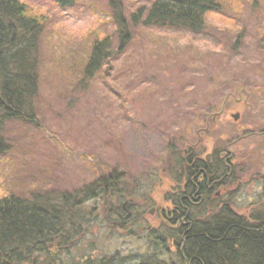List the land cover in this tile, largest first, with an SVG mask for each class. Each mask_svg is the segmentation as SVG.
I'll list each match as a JSON object with an SVG mask.
<instances>
[{"label": "rangeland", "instance_id": "1", "mask_svg": "<svg viewBox=\"0 0 264 264\" xmlns=\"http://www.w3.org/2000/svg\"><path fill=\"white\" fill-rule=\"evenodd\" d=\"M22 1L44 20L39 111L34 123L7 125L12 148L0 154V197L74 193L115 168L132 187L143 188L120 202L85 201L87 221L76 242L59 255L56 247L50 250L56 264L116 254L133 263L149 257L150 231L165 232L170 220L163 210L173 209L167 199L172 186L184 183L188 154L206 161L213 150L229 147L238 182L232 176L216 192L230 190L227 197L242 213L263 208L264 133L252 129H264V0H220L221 10L209 13L197 33L129 22L127 49L92 80H81L92 43L116 40L108 0L67 7ZM122 3L127 17L150 5ZM258 90L263 101L253 112L241 100L247 92L258 98ZM124 201L132 212H122Z\"/></svg>", "mask_w": 264, "mask_h": 264}, {"label": "trees", "instance_id": "2", "mask_svg": "<svg viewBox=\"0 0 264 264\" xmlns=\"http://www.w3.org/2000/svg\"><path fill=\"white\" fill-rule=\"evenodd\" d=\"M53 1L67 7L76 0ZM147 1L149 6L143 5L127 17L122 0H108L116 40L106 36L92 43L81 80H92L111 58L127 49L129 22L197 33L203 30L209 13L221 10L220 0ZM43 21L29 12L22 0H0V154L12 148L7 125L34 123L38 115ZM187 157L183 159L186 189L195 198L192 201L200 193L205 199L200 198L195 204L184 199L181 204L180 195L172 198L176 201L172 218L164 234L152 232L154 241L147 245L151 249L149 257L146 253L140 262L133 263L131 257L118 254L90 256L61 264H264V206L242 213L227 197L230 190L214 196L213 190L207 188V174L211 180L216 177L217 186L227 185L234 174L228 159L218 158L211 165ZM172 158L175 165L185 166L179 157ZM199 178L203 179L201 183ZM129 180L127 174L115 168L74 193L1 196L0 264H56L57 256L54 258L50 250L56 247L58 255L67 251L87 221L81 205L93 198L120 202L143 189L140 185L132 187ZM233 182L238 179L234 177ZM232 190L238 193V187Z\"/></svg>", "mask_w": 264, "mask_h": 264}, {"label": "flooded vegetation", "instance_id": "3", "mask_svg": "<svg viewBox=\"0 0 264 264\" xmlns=\"http://www.w3.org/2000/svg\"><path fill=\"white\" fill-rule=\"evenodd\" d=\"M260 90H258L256 93H257V96H259L258 98H252V94L249 92H247L246 93V96H245V98L243 99L242 98V102L244 103V105L251 111H255L254 110V106H255V103H256V101H263L262 100V98H263V95H262V93L260 94ZM252 99V100H251ZM222 114V112L219 114V115H221ZM254 132H257L258 133V135L259 134H262V133H264V129L263 130H260V131H258V130H254V129H252ZM247 131H249V129H247ZM250 136H251V133H248ZM247 137H249L248 135H247ZM228 148L229 147H226L225 148V150L224 151H217V150H213L212 151V153H210V154H208L207 156H208V158H206V159H208V160H206L207 162H209L211 165H213V164H215V160L216 159H228V154H229V150H228ZM219 152V153H218ZM218 154V155H217ZM221 155V156H220ZM218 156H220V157H218ZM189 157H192L193 159H198V160H202L201 158H197V156H195V155H193V154H188V158ZM218 159V160H219ZM204 161V160H203ZM202 178H199L198 179V182L199 183H201L202 182ZM183 181H184V183H182V184H180V183H178V182H176V183H178V185H181V188H178V186H175V190H173L172 189V191L174 192L173 193V195L172 196H170V197H168V201L171 203V205H172V207L173 208H175V206H176V201L175 200H173L172 198H176L177 196H179L180 198H179V201L181 202V204L184 202V199H187V200H191L192 201V199H195L194 197H193V195L192 194H190L189 193V190H187L186 189V187H187V182H188V180H187V177L185 176L184 178H183ZM206 184H207V188H209V189H211V190H213V194H214V196H217V195H219L217 192H216V189H218V187L219 186H217L218 185V181H217V179H216V177H215V179L214 180H211V178H210V176L207 174V182H206ZM227 191V190H226ZM223 192H221L220 194H222ZM205 199V197H203L202 198V194L200 193L199 194V196H198V199L196 198V200L195 201H192L191 203H196V201L197 200H199V199ZM122 203H124V202H122ZM130 204H131V202H129V203H126L124 206H123V204H122V206H121V210H122V212H124V211H131L130 209H131V207H132V205L130 206ZM184 205V204H183ZM185 206V205H184ZM173 210L174 209H170V210H166V209H164L163 210V213H164V216H166L167 217V219H169L170 220V218H172V215H173ZM121 212V213H122ZM132 212V211H131ZM119 216H121L122 217V214H119ZM124 222H127L128 221V219L129 218H127L126 217V215H124ZM124 225V224H123ZM148 231H150V229H151V227L150 226H148ZM154 231H158V233L160 234L159 236H161V234H162V232H160V230L159 229H156V230H152V231H150V235H151V237H150V239H151V241H154V238H153V235H152V232H154ZM158 237V236H157ZM159 238V237H158ZM168 245H169V242H168Z\"/></svg>", "mask_w": 264, "mask_h": 264}, {"label": "bare ground", "instance_id": "4", "mask_svg": "<svg viewBox=\"0 0 264 264\" xmlns=\"http://www.w3.org/2000/svg\"><path fill=\"white\" fill-rule=\"evenodd\" d=\"M53 1V0H52ZM59 6V5H58ZM127 203V201H124L123 206ZM131 216V212L126 214V217L129 218Z\"/></svg>", "mask_w": 264, "mask_h": 264}, {"label": "water", "instance_id": "5", "mask_svg": "<svg viewBox=\"0 0 264 264\" xmlns=\"http://www.w3.org/2000/svg\"><path fill=\"white\" fill-rule=\"evenodd\" d=\"M233 116V118L236 120V119H238V117H239V114L238 113H236V114H233L232 115ZM131 231H129V233H130Z\"/></svg>", "mask_w": 264, "mask_h": 264}]
</instances>
